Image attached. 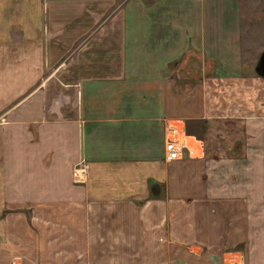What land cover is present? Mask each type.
<instances>
[{
	"label": "crops",
	"instance_id": "1",
	"mask_svg": "<svg viewBox=\"0 0 264 264\" xmlns=\"http://www.w3.org/2000/svg\"><path fill=\"white\" fill-rule=\"evenodd\" d=\"M240 5L0 0V264H264Z\"/></svg>",
	"mask_w": 264,
	"mask_h": 264
},
{
	"label": "rangeland",
	"instance_id": "2",
	"mask_svg": "<svg viewBox=\"0 0 264 264\" xmlns=\"http://www.w3.org/2000/svg\"><path fill=\"white\" fill-rule=\"evenodd\" d=\"M240 15H241V35L243 38V41L245 42V45L248 47V57H244V60L249 61V65L244 68H242V72L240 73V76H245L247 67L250 68V75L255 76L256 79H259L261 83L264 84V78L259 77L255 71H254V65L256 64V61H258V54L260 50L258 48L264 49V0L262 1H255V0H240ZM100 14L96 18L99 17ZM243 21V23H242ZM246 38V40H245ZM261 49V50H262ZM200 74H197L199 76ZM249 89L251 87H248ZM224 89V87H223ZM231 89V88H228ZM223 91V90H222ZM226 94L234 96L235 91H225ZM225 94V95H226ZM252 95L258 100L264 101V89L263 86H255L254 90L250 92V99L252 100ZM257 100V101H258ZM226 106V105H225ZM262 111V108L258 110V112ZM230 130V135H235L236 131L239 130V127L236 126V123L230 124L228 126ZM241 140H246L245 135L243 137H240ZM238 143V142H237ZM4 249V248H2ZM136 258V253L134 256L129 255L128 262ZM177 260V259H176ZM90 264V263H87ZM175 264H178V260L175 262Z\"/></svg>",
	"mask_w": 264,
	"mask_h": 264
},
{
	"label": "built area",
	"instance_id": "3",
	"mask_svg": "<svg viewBox=\"0 0 264 264\" xmlns=\"http://www.w3.org/2000/svg\"><path fill=\"white\" fill-rule=\"evenodd\" d=\"M164 131V159L166 161L180 159L182 157L183 150L188 151V148L183 141V138L186 136L183 131L181 121H166Z\"/></svg>",
	"mask_w": 264,
	"mask_h": 264
},
{
	"label": "water",
	"instance_id": "4",
	"mask_svg": "<svg viewBox=\"0 0 264 264\" xmlns=\"http://www.w3.org/2000/svg\"><path fill=\"white\" fill-rule=\"evenodd\" d=\"M255 72L264 78V51L259 56L258 62L255 66Z\"/></svg>",
	"mask_w": 264,
	"mask_h": 264
}]
</instances>
